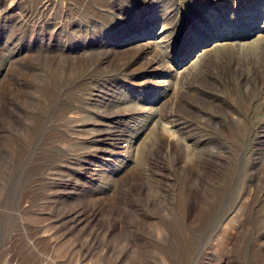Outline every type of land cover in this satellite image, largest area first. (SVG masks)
Instances as JSON below:
<instances>
[{"label": "rangeland", "instance_id": "obj_1", "mask_svg": "<svg viewBox=\"0 0 264 264\" xmlns=\"http://www.w3.org/2000/svg\"><path fill=\"white\" fill-rule=\"evenodd\" d=\"M49 1L0 0V264H264V0Z\"/></svg>", "mask_w": 264, "mask_h": 264}, {"label": "bare ground", "instance_id": "obj_2", "mask_svg": "<svg viewBox=\"0 0 264 264\" xmlns=\"http://www.w3.org/2000/svg\"><path fill=\"white\" fill-rule=\"evenodd\" d=\"M1 1H4V0H1ZM11 1H13V0H10V2ZM26 1V0H25ZM28 1V0H27ZM51 1V0H50ZM49 1V2H50ZM59 1V0H58ZM57 1V2H58ZM64 1V0H63ZM63 1H61V2H63ZM71 1V0H70ZM45 2V1H44ZM43 2V4L40 6V10H39V12H40V14L42 15V13H43V15L42 16H44L45 14H48L49 12H50V8H51V6H53L52 5V3H47V2H45L44 3ZM56 2V1H55ZM56 2V3H57ZM218 2V1H217ZM59 3V2H58ZM65 3V2H64ZM169 3H171V2H169ZM18 4V3H17ZM40 4V3H39ZM53 4H54V2H53ZM63 4V3H62ZM68 4V3H67ZM57 5V4H56ZM76 5V4H75ZM81 5V4H80ZM9 6V5H8ZM20 6H22V5H20ZM167 6H168V4H167ZM2 7V6H1ZM12 7V6H11ZM28 7V6H27ZM56 7V6H55ZM25 8V7H24ZM53 8V7H52ZM51 8V9H52ZM81 8V7H80ZM22 9V8H21ZM60 8H58V10H59ZM67 9V8H66ZM77 9V8H76ZM167 9V8H166ZM5 10V9H4ZM6 10H10V9H7L6 8ZM26 10V9H25ZM37 11V10H36ZM53 11V10H52ZM55 11H57V10H55ZM54 11V12H55ZM63 11H64V9H63ZM78 11V10H77ZM176 11V10H175ZM10 12V11H9ZM15 12V11H14ZM23 12V11H22ZM67 12V11H66ZM25 13V12H24ZM53 13V12H52ZM57 13V12H56ZM56 13H54V14H56ZM61 13V12H60ZM21 14V13H20ZM23 14V13H22ZM28 14V13H27ZM59 14V13H58ZM11 15V14H10ZM9 14L7 15V16H10ZM50 15V14H49ZM61 15V14H60ZM122 15V14H121ZM18 16V15H17ZM28 16V15H27ZM35 16V15H34ZM37 16V15H36ZM35 16V17H36ZM47 16V15H46ZM178 16V15H177ZM5 17V16H4ZM39 16H37V18H38ZM58 17V16H57ZM69 17V16H68ZM32 18V17H31ZM36 18V19H37ZM40 18V17H39ZM62 18V17H61ZM65 18H67V15L65 16ZM125 18V17H124ZM127 18V17H126ZM5 19V18H4ZM29 19H30V17H29ZM52 19V18H51ZM60 19V18H59ZM70 19V18H69ZM7 20V19H6ZM24 20V19H23ZM56 20V19H55ZM13 21H14V23L16 24V25H20V23H21V21H22V19H20L19 17H16V19H15V17L13 18ZM28 21V20H27ZM54 21V20H53ZM60 21V20H59ZM68 21V20H67ZM75 21V20H74ZM58 23V22H57ZM63 23V22H62ZM86 23V22H85ZM88 23V22H87ZM48 24H50V19L49 18H43V19H40V20H36V24H34V26L33 27H35V29H38V30H41L42 29V27H43V25H45V26H47ZM80 24V23H79ZM49 26V25H48ZM47 26V27H48ZM17 27V26H16ZM16 27H15V29H16ZM26 27V26H25ZM54 27H56L55 29H54ZM60 27V25H58L57 24V26L56 25H54L51 29H50V32H51V34H53L54 35V33H55V35H57V34H59V32L57 31L58 30V28ZM13 28V27H12ZM60 29V28H59ZM43 30V29H42ZM54 30V31H53ZM16 31V30H15ZM21 31V30H20ZM48 31V30H47ZM19 32V31H18ZM33 32V31H32ZM40 32V31H39ZM45 32V31H44ZM41 33V32H40ZM36 34H37V31H36ZM43 39V38H42ZM49 46V45H48ZM103 67V66H102ZM99 77V76H98ZM79 79V78H78ZM48 81H50V80H48ZM95 86V85H94ZM100 86V85H99ZM32 87V86H31ZM54 88V87H53ZM97 88V87H96ZM98 88H100V87H98ZM44 93V92H43ZM45 94V93H44ZM62 95V94H61ZM18 103V102H17ZM15 104V103H14ZM82 104V103H81ZM21 106V105H20ZM13 107V106H12ZM53 107V106H52ZM99 108V107H98ZM54 110V109H53ZM37 112H39V111H37ZM84 112V111H83ZM40 113V112H39ZM86 113V112H85ZM104 113V112H103ZM24 114V113H23ZM73 114V113H72ZM12 115V114H11ZM44 115V114H43ZM53 115V114H52ZM51 116V115H50ZM67 117V116H66ZM46 118V117H45ZM53 118V117H52ZM75 116H71V115H69L68 117H67V121H69V122H72V120H75ZM44 120V119H43ZM8 122V121H7ZM10 122V121H9ZM43 124V123H42ZM89 124H91V125H94L95 126V124L92 122V123H90L89 122ZM101 124V123H100ZM44 125V124H43ZM85 125H87L86 123H84V121H83V123H77V124H75V125H73V126H78V127H81V126H85ZM46 126V125H45ZM209 126V125H208ZM68 127V126H67ZM98 127V126H97ZM34 128H37V127H34ZM39 129V128H38ZM31 130V129H30ZM41 130V129H40ZM39 130V131H40ZM43 130V129H42ZM72 131V130H71ZM101 131V130H100ZM260 131V130H259ZM259 131H257V132H259ZM97 132V131H96ZM39 133H41V132H39ZM43 133V132H42ZM92 134H93V132H91ZM99 133V132H98ZM38 134V133H37ZM69 134V133H68ZM85 134V133H84ZM90 134V133H89ZM40 135H42V134H40ZM72 135V134H71ZM17 136V135H16ZM91 136V135H90ZM11 137V136H10ZM14 137H15V135H14ZM92 138H93V136H92ZM97 138V137H96ZM101 138V137H100ZM23 139V138H22ZM24 140V139H23ZM44 140V139H43ZM88 140V139H87ZM263 140V139H262ZM47 141V140H46ZM63 141H65V140H63ZM3 142V141H2ZM19 142V141H18ZM29 142H31V141H29ZM67 142V141H66ZM25 143H27V142H25ZM82 143V142H81ZM85 143V142H84ZM83 143V144H84ZM23 144V143H22ZM28 144V143H27ZM26 145V144H25ZM91 145V144H90ZM23 146V145H22ZM28 149V148H27ZM52 149V148H51ZM90 149V148H89ZM1 150V149H0ZM85 150V149H84ZM30 151V150H29ZM57 151V150H56ZM67 151V150H66ZM5 152V151H4ZM62 152V151H61ZM29 154V153H28ZM85 154V153H84ZM26 155V154H25ZM208 155V154H207ZM72 156V155H71ZM83 156V155H82ZM78 157V156H77ZM67 158V157H66ZM74 158H75V156H74ZM76 159V158H75ZM84 159V158H83ZM72 160V159H71ZM11 163V162H10ZM69 163V162H68ZM203 164H204V162H203ZM205 169V168H204ZM65 171V170H64ZM201 171V170H200ZM162 172V171H161ZM54 173V172H53ZM173 173V172H172ZM193 174H194V172H193ZM198 175V174H197ZM203 175V174H202ZM210 175V174H209ZM163 176V175H162ZM205 176V175H204ZM62 177V176H61ZM159 177V176H158ZM207 177V176H206ZM165 178V177H164ZM202 178V177H201ZM205 178V177H204ZM71 179V178H70ZM159 179V178H158ZM59 180V179H58ZM57 181V180H56ZM62 181V180H61ZM64 181V180H63ZM164 181V180H163ZM199 181V180H198ZM169 182V181H168ZM202 182V181H201ZM200 183V182H199ZM169 184H170V182H169ZM139 185V184H138ZM139 187V186H138ZM58 188V187H57ZM167 188H169V187H167ZM133 189V188H132ZM132 189H131V191H132ZM141 190V189H140ZM134 191V190H133ZM187 191V190H186ZM190 191V190H189ZM205 191V190H204ZM192 192V191H191ZM139 193V192H138ZM134 194V193H133ZM200 194V193H199ZM192 195V194H191ZM201 195H202V193H201ZM198 197V196H197ZM200 197V196H199ZM201 199V198H200ZM122 200H123V198H122ZM195 200H197V199H195ZM202 201V200H201ZM66 204V203H65ZM64 204V205H65ZM129 204V203H128ZM131 204V203H130ZM203 204V203H202ZM3 205V204H2ZM132 205V204H131ZM130 205V206H131ZM85 206V205H84ZM93 206V205H92ZM22 207V206H21ZM87 207H89V206H87ZM132 207V206H131ZM19 208V207H18ZM90 208V207H89ZM93 208V207H92ZM133 208V207H132ZM131 208V209H132ZM6 209V208H5ZM76 209V208H75ZM74 209V210H75ZM23 209H20V211H22ZM81 210H83L82 209V207H81ZM133 210V209H132ZM69 211V210H68ZM84 211H87V209L86 210H84ZM90 211H91V209H90ZM95 211V210H94ZM93 211V212H94ZM135 211V210H134ZM6 212V211H5ZM67 212V211H66ZM77 212V211H76ZM79 212H80V210H79ZM128 212H130V211H128ZM92 213V212H91ZM95 213H96V211H95ZM66 214V213H65ZM128 214V213H127ZM76 217L75 218H73V219H75L76 221H77V224H80V223H82V221H83V219L81 218V217H78V213L77 214H74ZM67 218H68V216H73V214H71V213H68V214H66L65 215ZM83 216V215H82ZM84 216H85V214H84ZM129 216V215H128ZM137 216V215H136ZM86 217V216H85ZM84 217V218H85ZM131 217V216H130ZM129 217V218H130ZM72 218V217H71ZM120 218V217H119ZM88 219V218H87ZM192 219V218H191ZM1 220V219H0ZM63 220V219H62ZM89 220V219H88ZM96 220V219H95ZM124 220H126L125 218H124ZM136 220V219H135ZM84 221H87V220H84ZM130 221V220H129ZM125 222V221H124ZM127 222V221H126ZM136 222V221H135ZM134 222V223H135ZM138 222V221H137ZM142 222V221H141ZM91 223V222H90ZM90 223H89V225H90ZM130 223V222H129ZM132 223V222H131ZM134 223H132V225L131 224H128V222H127V225H131V226H133V224ZM191 223V222H190ZM39 224V223H38ZM69 224V223H68ZM83 224V223H82ZM119 224H122V226L123 225H125V224H123V223H120L119 222ZM84 225H86V223L84 224ZM83 225V226H84ZM137 225V224H136ZM135 225V226H136ZM191 225V224H190ZM79 226V225H78ZM40 227V226H39ZM80 227H81V225H80ZM121 227V226H120ZM9 228V227H8ZM79 228V227H78ZM83 228V227H82ZM99 228V227H98ZM15 229V228H14ZM43 229V228H42ZM53 229V228H52ZM80 229V228H79ZM133 229V228H132ZM13 230V229H12ZM30 230H32V229H30ZM40 230V229H39ZM123 230V229H122ZM235 230V228L232 230V231H234ZM47 231V230H46ZM18 232V231H17ZM44 232V231H43ZM71 233V232H70ZM16 234V233H15ZM21 234V233H20ZM35 234V233H34ZM38 234H40V233H38ZM83 234H85V232H83ZM1 235V234H0ZM11 235V234H10ZM13 235V234H12ZM55 235V234H54ZM7 236V235H6ZM35 237V236H34ZM77 237V236H76ZM8 238H10V236L8 237ZM16 238V237H15ZM14 238V239H15ZM227 239H229V237H226ZM234 238V237H233ZM89 239H91V238H89ZM234 240V239H233ZM15 241V240H14ZM90 241V240H89ZM236 241V240H235ZM10 242H11V240H10ZM90 242H92V241H90ZM1 243V242H0ZM6 243V242H5ZM21 243V242H20ZM54 242H53V240H52V238H47L46 239V241H45V243L43 244V245H41V246H36V249L35 250H38L37 252H38V256L40 257V261L39 262H37L36 263V261L34 260V262L36 263V264H54V263H57V264H61L60 262H57L56 261V258H57V253H56V255L54 254V252L53 251H51L52 250V244H53ZM230 243L231 242H228V240H226L225 239V247H223V249H221V250H223V251H219L218 252V250L216 249V252H215V254L216 255H214V256H212V257H209V261H208V259H207V263L206 264H213L214 262L213 261H216V260H218L219 259V261L220 262H222V260L224 259V257H227V252H229L231 249H232V247H234V246H231L230 245ZM11 244V243H10ZM19 244V243H18ZM41 244V243H40ZM71 244V243H70ZM81 244H83V242L81 243ZM7 245H9V244H6V246ZM57 245V244H56ZM67 245H69V243L67 244ZM78 245V244H77ZM84 245V244H83ZM91 245V244H90ZM167 245V244H166ZM166 245H164V247L166 248V249H168L169 250V248H167L166 247ZM217 244L215 243V244H213V245H211V248H214L215 246H216ZM17 246V245H16ZM20 246V245H19ZM55 246V245H54ZM58 246V245H57ZM70 246V245H69ZM80 246V245H79ZM86 246V245H85ZM174 246V245H173ZM4 247V246H3ZM12 247H14V246H12ZM18 247V246H17ZM67 247V246H66ZM78 247V246H77ZM136 247H138V249H140V251L141 250H144V249H142V248H146L145 246H141V245H138V246H136ZM54 248V247H53ZM68 248V247H67ZM103 248V247H102ZM186 248V247H185ZM184 247H182V248H180V250L182 251V253H186L187 251H184V249H185ZM187 248H190L189 246L187 247ZM186 248V249H187ZM57 249H59L58 247H57ZM57 249H56V251H57ZM64 249V248H63ZM71 249H73V248H71ZM83 249H85V248H83ZM89 249V248H88ZM109 249L111 250L110 252H113L114 251V248H112V247H108L107 246V250H106V254H108V253H110L109 252ZM172 249V248H171ZM170 249V250H171ZM76 250V249H75ZM79 250V249H78ZM87 250V249H86ZM105 250V249H104ZM169 250V251H170ZM189 251L191 250V249H188ZM9 251V250H8ZM12 251H13V248H12ZM59 251V250H58ZM71 251V250H70ZM11 252V251H10ZM15 252V251H14ZM142 252V251H141ZM212 252V251H211ZM66 253H67V251L65 252V255H66ZM73 253V252H72ZM79 253V252H78ZM189 253V252H188ZM11 254H13V253H11ZM70 254V253H69ZM171 254H173V253H171ZM59 255V254H58ZM81 255V254H80ZM109 255V254H108ZM113 255V254H112ZM119 256H117V257H114L115 259H114V263L113 264H122L121 263V261L122 260H120V257L122 256V253H121V255L120 254H118ZM147 254L145 253V255H143V257L142 258H140L141 260L139 261V262H142V263H136V262H138V261H136L135 262V258H134V260H132V259H129L126 263H124V264H168L167 263V261H166V258L164 259L163 258V256L161 255V257H157V258H152V260H150V257H148V255L146 256ZM174 255V254H173ZM207 255H209L208 253H207ZM206 255V256H207ZM36 256V255H35ZM101 256V255H100ZM106 256V255H105ZM169 257V264H171L173 261H172V255L171 256H168ZM172 257V258H171ZM15 258V257H14ZM18 258V257H17ZM31 258V257H30ZM37 258V257H36ZM67 258V257H66ZM74 258H75V256H74ZM79 258V257H78ZM78 258H75V259H77V262H79V259ZM103 258V257H102ZM18 259H21V258H18ZM23 259V258H22ZM27 259V258H26ZM33 259H34V257H33ZM38 259V258H37ZM36 259V260H37ZM58 259V258H57ZM174 259H175V257H174ZM228 259V258H227ZM12 260V259H11ZM206 260V259H205ZM177 261V260H176ZM186 261H187V259H186ZM25 262V261H24ZM28 262V261H27ZM16 263V262H15ZM26 263V262H25ZM30 263V262H29ZM177 263V262H176ZM17 264V263H16ZM19 264V263H18ZM27 264V263H26ZM31 264H33V263H31ZM96 264H98L97 262H96ZM100 264V263H99ZM172 264H175V262L174 263H172ZM178 264H180L179 262H178ZM216 264V263H215Z\"/></svg>", "mask_w": 264, "mask_h": 264}]
</instances>
